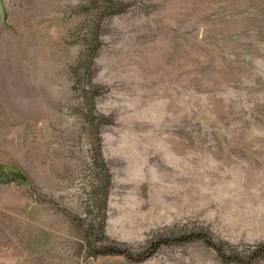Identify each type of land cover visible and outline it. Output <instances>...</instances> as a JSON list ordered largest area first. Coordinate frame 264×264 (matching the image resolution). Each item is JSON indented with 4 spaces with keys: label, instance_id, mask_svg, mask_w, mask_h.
Returning <instances> with one entry per match:
<instances>
[{
    "label": "rangeland",
    "instance_id": "obj_1",
    "mask_svg": "<svg viewBox=\"0 0 264 264\" xmlns=\"http://www.w3.org/2000/svg\"><path fill=\"white\" fill-rule=\"evenodd\" d=\"M2 163L0 264H264V0H0Z\"/></svg>",
    "mask_w": 264,
    "mask_h": 264
},
{
    "label": "trees",
    "instance_id": "obj_2",
    "mask_svg": "<svg viewBox=\"0 0 264 264\" xmlns=\"http://www.w3.org/2000/svg\"><path fill=\"white\" fill-rule=\"evenodd\" d=\"M8 179H13L17 183V181H21V180L24 181L25 177L22 175L19 169H15L10 164L2 163L0 164V181L3 182ZM255 251L257 254H264V247H260V249H256ZM222 257L226 258V256H222Z\"/></svg>",
    "mask_w": 264,
    "mask_h": 264
}]
</instances>
